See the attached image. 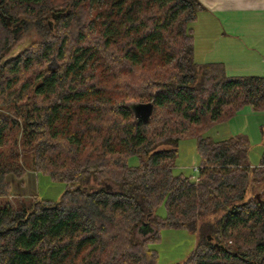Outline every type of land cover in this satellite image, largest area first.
<instances>
[{
    "label": "trees",
    "instance_id": "16d2710c",
    "mask_svg": "<svg viewBox=\"0 0 264 264\" xmlns=\"http://www.w3.org/2000/svg\"><path fill=\"white\" fill-rule=\"evenodd\" d=\"M204 10L200 0H0V59L28 32L41 38L0 70V197L26 156L66 184L56 202L0 205V264H157L151 246L167 229L197 235L177 264H264V129L257 167L248 136L207 135L246 108L264 112V76L195 61ZM132 101L154 104L149 122ZM191 138L197 180L173 172ZM144 227L153 232L139 237Z\"/></svg>",
    "mask_w": 264,
    "mask_h": 264
},
{
    "label": "rangeland",
    "instance_id": "374dc122",
    "mask_svg": "<svg viewBox=\"0 0 264 264\" xmlns=\"http://www.w3.org/2000/svg\"><path fill=\"white\" fill-rule=\"evenodd\" d=\"M200 15V14H199ZM201 17V15H200ZM199 18V17H198ZM50 23V22H49ZM50 28L54 29V26L50 23ZM202 23L195 22L193 24L195 43L197 41L196 59L198 61L204 60H221L227 58V53L225 49H205L203 44L206 38L205 29L202 27ZM41 38L35 30L28 32L23 35L16 43L11 46V50L0 59V70L1 67L9 60L18 57L27 49H30L33 44L39 42ZM247 42V40H246ZM244 48V47H243ZM238 58L244 59L249 63H260L264 67V49H246L243 53L237 55ZM57 64L55 59L50 63V66ZM251 74H257L253 76H264V71H250V73H244L243 76H250ZM141 103L132 101L129 104ZM244 111V110H243ZM241 111L235 119V123L238 126H245L243 121L238 122V119L243 116H253L256 117V122L258 126L255 128L251 125L246 127L245 131H241L238 134H244L250 139V150L249 158L250 163L253 167L259 166L261 162V157L263 153V137L262 129H264V113H247ZM1 112V108H0ZM232 119V120H233ZM227 122L226 124H221L216 128L212 129L207 133L208 136L214 138L215 140H224L228 137V129L232 127L233 122ZM239 123V124H238ZM231 125V127H230ZM230 127V128H229ZM162 149H168V147H162ZM179 155L178 159L173 168L175 175L184 174L186 176L192 177L193 180L199 178V164L200 158L197 152V142L196 139H186L179 143L178 146ZM26 169V174L18 179L16 177L10 176L9 180L12 183V194L10 197H0V205L10 204L12 207L17 209L21 204H28L30 199H40L48 201H59L65 188L66 184L62 182L53 181L49 176L35 172L32 167L31 157H25L23 159ZM139 165V158L133 157L129 160L130 167H137ZM156 213L161 216H166V209L164 206L158 208ZM153 232L152 227H144L140 229L137 234L139 237H146L148 234ZM197 243V235L190 233L186 230H176L167 229L161 232V240L158 243L153 244L151 247L158 251V263L157 264H177L186 260L194 251Z\"/></svg>",
    "mask_w": 264,
    "mask_h": 264
},
{
    "label": "crops",
    "instance_id": "0c3cea01",
    "mask_svg": "<svg viewBox=\"0 0 264 264\" xmlns=\"http://www.w3.org/2000/svg\"><path fill=\"white\" fill-rule=\"evenodd\" d=\"M200 2L205 7L197 20V23H202L206 33L202 44L205 49H225L227 58L198 61L195 51V61L200 65L222 63L230 76H243L250 71H264L260 63L251 64L237 57L244 50L246 52V49L260 47L264 49V0H200ZM195 49H198L197 41ZM253 75L257 74L250 76ZM243 112L264 113L253 112L251 108H246ZM235 119L231 120L234 125L232 127L230 125L228 137L236 136L241 131L248 132L246 127L251 129V125L254 128L258 126L256 117L253 116H243L238 119V122L243 121L244 127L239 123L237 126Z\"/></svg>",
    "mask_w": 264,
    "mask_h": 264
},
{
    "label": "water",
    "instance_id": "95a60500",
    "mask_svg": "<svg viewBox=\"0 0 264 264\" xmlns=\"http://www.w3.org/2000/svg\"><path fill=\"white\" fill-rule=\"evenodd\" d=\"M6 21H7L8 26L11 27L13 25L11 20L7 17H6ZM131 109L137 121L147 123L152 117V114L154 111V104L151 102L150 103H133L131 105ZM92 188L93 187H89V189H92ZM107 188L111 189L110 186H108ZM257 198L260 199V196L257 195Z\"/></svg>",
    "mask_w": 264,
    "mask_h": 264
}]
</instances>
